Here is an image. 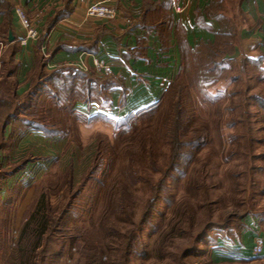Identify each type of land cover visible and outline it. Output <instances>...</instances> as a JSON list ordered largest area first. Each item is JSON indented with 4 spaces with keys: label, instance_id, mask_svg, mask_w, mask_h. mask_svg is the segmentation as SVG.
I'll return each mask as SVG.
<instances>
[{
    "label": "rangeland",
    "instance_id": "rangeland-1",
    "mask_svg": "<svg viewBox=\"0 0 264 264\" xmlns=\"http://www.w3.org/2000/svg\"><path fill=\"white\" fill-rule=\"evenodd\" d=\"M240 1L208 0L209 12L234 28L233 44ZM38 18L30 17L35 26ZM220 41L224 48L229 38ZM206 50L184 55L157 104L116 124L74 110L84 93L66 84L71 71H37L22 97L7 82L0 91V264H21L23 224L42 202L51 219L61 216L45 264H122L123 236L165 168L178 108L183 157L128 264H264V107L257 101L264 74L243 59L206 58ZM221 229L238 243H213Z\"/></svg>",
    "mask_w": 264,
    "mask_h": 264
},
{
    "label": "crops",
    "instance_id": "crops-1",
    "mask_svg": "<svg viewBox=\"0 0 264 264\" xmlns=\"http://www.w3.org/2000/svg\"><path fill=\"white\" fill-rule=\"evenodd\" d=\"M95 1L0 0V91L12 81L13 93L22 97L39 72L71 71L84 78L89 70L111 81L100 89L108 106L80 99L74 110L88 118L103 115L116 121L158 103L176 79L185 53L216 45L219 37L218 22L206 15L208 0H100L117 11L112 21L85 16ZM176 7L181 12H175ZM239 7L238 43L228 41L224 58L258 61L264 70V1L241 0ZM16 8L29 18L39 16V37L26 45L19 43L25 30ZM226 30L230 38L232 28ZM93 60L107 64L109 74L96 70ZM79 64L86 70H79Z\"/></svg>",
    "mask_w": 264,
    "mask_h": 264
},
{
    "label": "trees",
    "instance_id": "trees-1",
    "mask_svg": "<svg viewBox=\"0 0 264 264\" xmlns=\"http://www.w3.org/2000/svg\"><path fill=\"white\" fill-rule=\"evenodd\" d=\"M206 15L217 20L218 21V25H219V30H218V37L217 41H216V45H211V46H201V48H197L193 51H196L198 49H202L205 48L206 50V58H216V59H220L222 60L225 59L224 58V54L226 52V48H221L218 46V42L221 44V41H223L224 38L228 37L227 33L228 31L226 30V28H228V24H223L222 21H220V19H217L216 15L213 12H209L208 7H206ZM213 13V14H212ZM220 17V16H219ZM223 19V18H222ZM234 29V28H233ZM232 29V31H233ZM226 34V35H225ZM232 35L233 32H231V37L229 38V41L232 40ZM193 51L189 52V53H185L186 54H191ZM210 56V57H209ZM244 61H250V63L256 64V68L257 71L264 74V70H262L260 68L259 62L258 61H254V60H249V59H243ZM211 63H213V60L211 61ZM217 63V62H216ZM214 64V63H213ZM207 71V70H205ZM60 72V71H59ZM59 72H52V73H59ZM89 72V70L87 71V73ZM85 74L84 76V81L86 83L81 84L79 81L83 80V78H81L79 76V74H74V76H68V82H66V84H71L72 87L77 88L76 92H82L84 93V96H80V94H78L81 98V100L85 101V102H90L92 100L94 101H98L100 106L102 107H106L108 106V99L107 97L104 95V93H102L100 91L101 88L106 89L107 87L110 86L111 81L109 79H104V78H97L95 77L93 74L88 73ZM260 80L264 81V77H261ZM79 88V90H78ZM80 92V93H81ZM13 97L17 96L14 93H12ZM72 96H75L73 92H71ZM78 99V100H80ZM77 101V100H76ZM257 101L259 104H261L262 107H264V98H257ZM157 104V103H156ZM154 106V105H153ZM152 107V106H151ZM150 108V107H148ZM146 109V108H145ZM139 112V111H137ZM135 112V113H137ZM182 111L178 108L175 111L174 116L172 117V120L170 121V124H172L173 126V132H171L169 134V137H167L168 139V145H169V158L167 160V163L165 165V168L161 174V176L159 177V179L150 185V192H149V196L145 201V205H144V209L141 212L137 223L130 228L126 234L123 236V248H122V257H123V262L122 264H128V262L130 261V256L132 255V253L134 252V241L137 238L138 235V231L142 228V225L144 224L145 220L148 218L149 214L151 213L155 203L158 201L160 195L162 194L163 189L165 188L166 185V181L169 178L170 174L176 171V167L177 165L181 162V159L183 157V148L186 147V145L184 146V142L182 140H180V136H179V128L182 127V119H181V113ZM132 114L134 113H130L128 114L126 117L118 119V120H114V122L112 123H118L119 121L123 120H127V118H129L130 116H133ZM100 119L105 120V121H109L108 117L100 115L98 116ZM98 117L96 118H91V120L94 119H98ZM6 123V122H5ZM9 123V121H8ZM5 124V127L7 126V124ZM146 182V181H145ZM148 183V182H147ZM125 191V190H124ZM124 191H122V193H120V197L122 195H125ZM120 203L123 201L122 198L119 200ZM38 208V209H37ZM36 208V211H34L26 220L25 223L23 224V228L21 230L20 233V237H19V241H18V245H19V252H20V263L21 264H25L24 259L25 256V251L23 249V247L25 246L26 249H29V252L31 253L30 258L31 260H33V262H31V264H45L46 261V254H48V252H50V243L53 241L52 237L50 236V231L52 229V227L57 228V226H59V221L61 216H58L57 219L53 220L51 219L47 213V208L45 209V207H43V202H42V207H40V205ZM118 209V208H117ZM66 210L63 211V213H65ZM40 213V214H39ZM62 214V213H61ZM242 219V217H241ZM61 225V224H60ZM243 229V224H241V226L239 227V230L241 231ZM224 229L219 230V232L217 233V240L213 241V243H218L221 242V244H225L228 243L230 241H228V239H232L231 238H224V234H222V231ZM240 231L238 233H240ZM239 238H241V235L238 234ZM220 237V238H218ZM25 240V244L24 246H22L23 241ZM52 240V241H51ZM240 240V239H239ZM28 242V243H27ZM232 243H238L237 241H233L231 240ZM252 248V246H251ZM62 249L60 248V250L57 251V254L61 253ZM35 253V254H34ZM96 264H103L102 260H97Z\"/></svg>",
    "mask_w": 264,
    "mask_h": 264
},
{
    "label": "built area",
    "instance_id": "built-area-1",
    "mask_svg": "<svg viewBox=\"0 0 264 264\" xmlns=\"http://www.w3.org/2000/svg\"><path fill=\"white\" fill-rule=\"evenodd\" d=\"M264 1V0H263ZM175 12L179 13L181 12V7H176ZM15 14L21 24V26L25 30V34L23 38L19 40V43L21 45H26L28 41H34L39 37V33L37 31V27L35 26V22L33 23V20L27 17L24 10L21 8L15 9ZM117 11L111 7L106 1H96L94 3H91L85 10V16L88 18H94V19H102L106 21H112L117 18ZM124 21L126 23H130V20L127 18H124ZM93 67L104 73L109 74V66L105 64L101 60H93ZM79 70H86V68L83 65H78ZM261 253V246L260 244H254L252 246L251 254L252 255H258Z\"/></svg>",
    "mask_w": 264,
    "mask_h": 264
},
{
    "label": "water",
    "instance_id": "water-1",
    "mask_svg": "<svg viewBox=\"0 0 264 264\" xmlns=\"http://www.w3.org/2000/svg\"><path fill=\"white\" fill-rule=\"evenodd\" d=\"M9 41H12V38L11 37H9Z\"/></svg>",
    "mask_w": 264,
    "mask_h": 264
}]
</instances>
